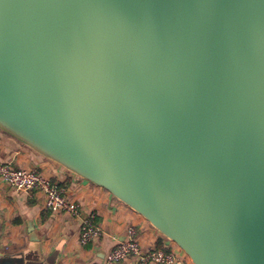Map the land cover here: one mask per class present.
Wrapping results in <instances>:
<instances>
[{
    "label": "water",
    "instance_id": "water-1",
    "mask_svg": "<svg viewBox=\"0 0 264 264\" xmlns=\"http://www.w3.org/2000/svg\"><path fill=\"white\" fill-rule=\"evenodd\" d=\"M0 128L192 264H264V0H0Z\"/></svg>",
    "mask_w": 264,
    "mask_h": 264
},
{
    "label": "crops",
    "instance_id": "crops-1",
    "mask_svg": "<svg viewBox=\"0 0 264 264\" xmlns=\"http://www.w3.org/2000/svg\"><path fill=\"white\" fill-rule=\"evenodd\" d=\"M0 163L37 168L78 204V213L47 209L40 191L18 192L0 186V256H24L37 264H104L105 254L135 226L143 246H166L170 240L143 216L97 186L20 142L0 128ZM94 212L104 233L82 246L83 220ZM1 261V260H0ZM118 264H134L133 260ZM186 264H189L186 263Z\"/></svg>",
    "mask_w": 264,
    "mask_h": 264
},
{
    "label": "built area",
    "instance_id": "built-area-1",
    "mask_svg": "<svg viewBox=\"0 0 264 264\" xmlns=\"http://www.w3.org/2000/svg\"><path fill=\"white\" fill-rule=\"evenodd\" d=\"M4 184L18 192H42L45 196L47 209L78 213V204L37 168H17L8 163H0V186ZM103 233L104 230L98 222L96 214L90 212L83 220L79 232V242L82 246H86L99 239ZM170 243L163 247L143 246L136 227L129 226L124 238L105 254L104 264H118L126 260H133L134 264L188 263L189 258L184 251L179 252V247L172 241Z\"/></svg>",
    "mask_w": 264,
    "mask_h": 264
},
{
    "label": "rangeland",
    "instance_id": "rangeland-1",
    "mask_svg": "<svg viewBox=\"0 0 264 264\" xmlns=\"http://www.w3.org/2000/svg\"><path fill=\"white\" fill-rule=\"evenodd\" d=\"M174 244H175V243H174ZM175 245H176V244H175ZM175 245H174V246H175ZM176 250H178V249H176ZM178 251H179V252H183V250H182L181 248H179ZM188 258H189V257H188ZM188 260H189V264H192L190 258H189ZM181 263H182V262H181Z\"/></svg>",
    "mask_w": 264,
    "mask_h": 264
},
{
    "label": "trees",
    "instance_id": "trees-1",
    "mask_svg": "<svg viewBox=\"0 0 264 264\" xmlns=\"http://www.w3.org/2000/svg\"><path fill=\"white\" fill-rule=\"evenodd\" d=\"M159 247H163V246H159Z\"/></svg>",
    "mask_w": 264,
    "mask_h": 264
}]
</instances>
